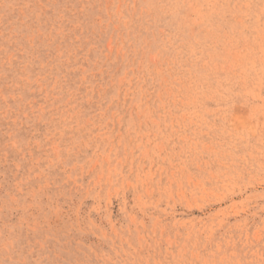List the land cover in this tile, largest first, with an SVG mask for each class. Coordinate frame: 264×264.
Returning a JSON list of instances; mask_svg holds the SVG:
<instances>
[{
	"label": "rangeland",
	"instance_id": "obj_1",
	"mask_svg": "<svg viewBox=\"0 0 264 264\" xmlns=\"http://www.w3.org/2000/svg\"><path fill=\"white\" fill-rule=\"evenodd\" d=\"M0 264H264V0H0Z\"/></svg>",
	"mask_w": 264,
	"mask_h": 264
},
{
	"label": "bare ground",
	"instance_id": "obj_2",
	"mask_svg": "<svg viewBox=\"0 0 264 264\" xmlns=\"http://www.w3.org/2000/svg\"><path fill=\"white\" fill-rule=\"evenodd\" d=\"M262 38V37H261Z\"/></svg>",
	"mask_w": 264,
	"mask_h": 264
}]
</instances>
